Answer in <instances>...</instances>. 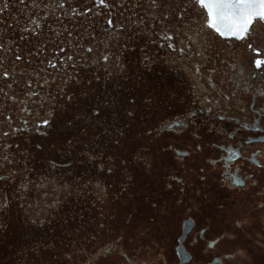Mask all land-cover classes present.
I'll return each mask as SVG.
<instances>
[{
  "label": "flooded vegetation",
  "instance_id": "obj_1",
  "mask_svg": "<svg viewBox=\"0 0 264 264\" xmlns=\"http://www.w3.org/2000/svg\"><path fill=\"white\" fill-rule=\"evenodd\" d=\"M34 2L9 0L0 19L61 14ZM205 2L185 0L173 53L147 31L106 33L107 9L72 0L93 11L64 19L69 54L90 35L97 51L40 97L23 94L21 69V83L0 80L17 96L12 121L0 116V264H264V0ZM241 11L254 14L242 35Z\"/></svg>",
  "mask_w": 264,
  "mask_h": 264
},
{
  "label": "snow or ice",
  "instance_id": "obj_2",
  "mask_svg": "<svg viewBox=\"0 0 264 264\" xmlns=\"http://www.w3.org/2000/svg\"><path fill=\"white\" fill-rule=\"evenodd\" d=\"M17 3L25 8H35L37 6L34 0H17ZM199 3L204 5L205 0H199ZM249 6V0H235V3H232L231 0H217L213 7L243 10L249 8ZM9 7V0H0V16ZM56 7L61 10V14L57 16H50L48 13L43 16H37L29 12L23 23L20 20L8 23L6 20L0 19V80L13 79L14 83H21L15 80L17 69H21L19 75L25 76L27 73V78L22 81L21 86V91L27 97H40L41 90L49 87L52 82L46 77H52L55 80L60 71L67 66L66 62L72 61L73 67H75L76 56H79L82 60H87L90 54H94L97 51L94 35L88 37L93 42L88 43L86 46L83 43L76 44V47L82 49V51L69 54L66 47V45L72 43L73 32L68 28V25L64 24V19L68 18L69 15L71 17L87 16L89 12L93 11V8L107 9L104 13H98V15H103L104 31L106 33H110L113 29L121 33L139 29L141 32L147 31L151 36H154L155 39L152 42L157 44L160 49L167 48L173 53L177 51L180 53L185 52L183 42L180 41L181 33L186 26L187 20L188 9L185 0H95L93 8L86 7L83 11L72 6V0H59ZM253 15L251 12L244 13L241 11V35L247 29V26L252 23ZM258 15L264 18V11L258 13ZM50 20L54 21L58 27H54L49 22ZM45 25H47V29ZM213 26L215 27V22H213ZM8 31L12 32L14 39H5ZM216 31L221 36L228 34L221 31L218 27ZM17 33L18 35H16ZM178 41H180L179 44ZM101 56L103 61L107 63L109 54L102 53ZM261 64L260 60L255 62L257 68H260ZM21 65H26L27 68H21ZM33 65L36 67H33ZM195 70L199 73L200 66L197 65ZM8 87L11 88L12 85H8ZM0 93L3 94L2 99L5 101L4 104H0V116L11 122L12 116L5 114L2 109L6 107L9 100L13 103L17 102V96H9L8 92H4L3 89H0ZM71 99L72 96L69 95L68 100L70 101ZM223 99L228 102L229 98L224 96ZM19 102L24 103V101ZM252 103L253 105L256 104L255 97ZM201 110L204 111V109ZM207 110L211 112L210 108ZM254 110L264 113V109ZM91 114L98 116L99 110L94 109ZM192 115L194 116L195 113H192ZM224 118L223 115L219 116L221 120ZM40 123L47 125L49 121L45 119ZM16 130L13 129V131ZM2 135L8 136L9 133L5 131ZM115 142L119 143L118 140ZM4 179L6 177L0 176V180Z\"/></svg>",
  "mask_w": 264,
  "mask_h": 264
},
{
  "label": "water",
  "instance_id": "obj_3",
  "mask_svg": "<svg viewBox=\"0 0 264 264\" xmlns=\"http://www.w3.org/2000/svg\"><path fill=\"white\" fill-rule=\"evenodd\" d=\"M205 6H207L206 2H205Z\"/></svg>",
  "mask_w": 264,
  "mask_h": 264
}]
</instances>
